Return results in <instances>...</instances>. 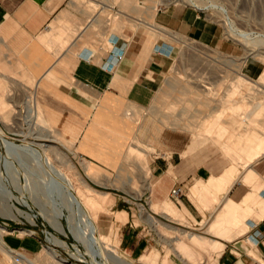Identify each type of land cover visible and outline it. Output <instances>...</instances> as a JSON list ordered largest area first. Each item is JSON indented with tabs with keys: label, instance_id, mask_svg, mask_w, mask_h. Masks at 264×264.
<instances>
[{
	"label": "crops",
	"instance_id": "1",
	"mask_svg": "<svg viewBox=\"0 0 264 264\" xmlns=\"http://www.w3.org/2000/svg\"><path fill=\"white\" fill-rule=\"evenodd\" d=\"M85 13L74 0H0V98L29 103L32 97L58 133L72 141L89 174L88 164L95 173L102 164L119 163L122 139L148 125L147 117L138 121L136 115L161 99L171 63L164 41L177 40L175 32L195 31L209 42L215 27L178 3L161 9L149 36L140 24L135 36L114 34L108 26L98 31L96 14ZM157 28L165 29V37ZM216 29L219 39V24ZM122 48L114 64L112 50ZM255 144L259 153L245 167L240 164L233 179L225 153L150 151L139 196L144 206L118 208L126 212L119 223L122 251L139 258L151 244L150 216L172 220L171 203L186 209L189 226L221 243L215 264H264V138L257 136ZM176 186L180 196L173 197ZM13 243L29 250L38 246L22 239Z\"/></svg>",
	"mask_w": 264,
	"mask_h": 264
},
{
	"label": "rangeland",
	"instance_id": "2",
	"mask_svg": "<svg viewBox=\"0 0 264 264\" xmlns=\"http://www.w3.org/2000/svg\"><path fill=\"white\" fill-rule=\"evenodd\" d=\"M74 1L84 13H87L86 15L96 14L97 21L93 27L98 31L108 26L114 34L135 36L138 34L141 18L151 20L155 24L161 9L174 3L191 7L194 14L209 20L215 28L212 29L209 42L202 41L200 33L198 35L195 31L191 34L175 32L177 40L170 42L167 41L168 38L166 42L164 41L166 53L171 54V63L164 73L161 99L159 103L149 107L146 113L142 111L137 113V120L141 121L145 116L148 125L146 128L142 125L140 132L139 129H135L134 133L122 139L119 163L101 165L102 171L107 169V172L97 171L92 175L87 174L84 168L87 163L83 161V156L76 153L72 141L62 137L41 111L38 113V118H32L27 103H8L4 98H0L1 128L15 138V141L25 139L47 144L57 165L66 166L69 160L87 184L100 191H108L99 194L104 202L98 210V218L110 241L127 260L134 264H215L221 243L203 235L201 230L189 226L185 216L186 209H180L171 203H169L171 213L169 212L168 216H171L172 220L156 218L172 226L175 231L170 235H164L151 225L149 229L151 244L148 248L139 258L127 256L119 244L118 223L122 219L116 218V210L125 204L134 210L144 206L143 200L139 198L143 191L144 174V170H140V165L148 174L150 151L199 148L225 153L231 159L232 165L229 171L232 179L235 171L239 170L240 164L245 167L244 164L254 154L259 153L255 144L256 137L264 138V77L262 75L264 0H132L139 6L137 11L128 8L130 6H127L126 2L129 0ZM149 3L155 5V13L151 19L146 17L143 7L141 8ZM221 6L226 8V15L229 16L226 19L234 21L243 31L251 30L256 33L240 36L233 34L235 38H225L219 29L218 39V33L213 30H217L221 18L225 19ZM141 29L145 31L146 36L153 34V28L145 26ZM164 30L159 31H163L165 37L167 32ZM2 83L8 87L7 81L3 82L2 79ZM8 93L10 96L13 95L12 90ZM14 95L17 96L16 93ZM257 101L261 105L256 109ZM219 112L221 117L217 119L216 115ZM247 113H250V116H247ZM212 121L211 125H213L210 128ZM54 147L58 149V154L54 152ZM22 151L24 150L17 152L21 153L20 155L17 153H14L13 157L11 155L7 165L3 164V159H0V183L3 184L2 188H10L13 192L23 189L24 192L34 193L33 197L35 195L34 199H37H35L36 203L30 199V206L14 201L18 209L8 204L11 200L7 197L0 199V226L5 228L4 240L11 247L25 252L36 264H92L89 255L78 256L72 253L75 251L74 244L78 241L68 230L66 233L57 231L53 223L39 213L40 210H49L48 212L52 213L51 205L53 208L54 202L51 201L54 195L46 191V182L42 179V175L46 174L47 179L49 175L43 167L39 169L40 166L37 165L39 162L34 161L35 159L29 156V152L26 151L23 156ZM14 155L18 158L20 156V163L26 162L27 165L25 166V163L19 165ZM24 183L29 185V187L26 185L27 189ZM47 196L49 199H46ZM124 198H128L127 202L123 200ZM20 209L23 213H20ZM61 220L66 226V215H63ZM46 229L56 235L58 239L56 242L45 238ZM192 233L203 235L208 239V245L205 248L183 247L179 237H190ZM16 239L33 241L38 246L34 250H29L24 246L14 245ZM78 245L84 247L81 242ZM176 247L178 250H175ZM1 259L5 264H28L22 260L19 253H11L2 248H0V264H2Z\"/></svg>",
	"mask_w": 264,
	"mask_h": 264
},
{
	"label": "bare ground",
	"instance_id": "3",
	"mask_svg": "<svg viewBox=\"0 0 264 264\" xmlns=\"http://www.w3.org/2000/svg\"><path fill=\"white\" fill-rule=\"evenodd\" d=\"M126 5L130 6L128 8L129 9L132 8L133 11L139 10V6L135 2H133L132 0H129V2L127 1ZM142 7H143V11L145 12V13L144 12L143 13L146 14V17H148V18L150 17V19H151V17L155 13V5L153 3H149V4H145V5L141 6V8ZM147 23H149V25H147ZM145 26H147L148 28H154V24L151 22V20L141 18L140 27L142 28ZM158 30H162V29L158 28ZM262 75L264 77V70H263ZM259 105H261V103L259 101H257V103H255L256 109L259 107ZM27 106H28V110H29L32 118L33 117L38 118L39 111H41V113H42L41 108L39 110L40 106L38 105V103L33 102L32 97H30V101H29V103H27ZM227 107H225V108H227ZM250 113H247V116H250ZM220 116H221V114L219 112L216 115V118L218 119ZM29 117H30V115H29ZM1 119L3 121H5V119H3V118H1ZM214 120H215V118H214ZM211 123H213V121L210 122V125H211ZM212 125L210 126V128L212 127ZM207 128H209V127H207ZM53 149H54V152L56 154H58V149L55 147ZM20 150H24V151H22L23 156H24L26 151L29 152L30 153V154L28 153L29 156H32V159L33 160L35 159L34 161H37L40 163V164L37 163V165L40 166L39 169H41V167H43L45 169L46 173L49 175L48 179H47L46 174H45V176L42 175V179L44 180V182H46L45 183L46 184L45 186H47L46 191H48V193H52L54 195V196H52L54 201L53 200L51 201L52 203L54 202L53 208H52V205L50 203L52 213L51 212L49 213L48 212L49 210L48 211L40 210L39 213L42 215V217L51 221L53 223V226L56 228L57 231H59L61 233H66L68 230L74 236V238L78 242H76L74 244L75 251H73L72 253L75 255H78V256L79 255L85 256V254L89 255V261L92 264H134L133 262L124 258L118 252L119 249L117 250V248L110 241L109 235H107L104 232L103 226H102L101 222L99 221L98 210L101 209L102 204L104 202V201H102L101 196L99 197V194L100 193H107L108 191H106V190L100 191V190L92 187L91 185L87 184L83 180V177L79 175V173L75 169L73 163L70 162L69 160L67 161L66 166L57 165L55 160H53V158H52V154L49 151V146L47 144L43 145L40 142L27 141L25 139H22L20 141H15V138L9 136L0 126V159H3L2 160L3 164L7 165V162L10 161V159H11V158L9 159V157L11 155L13 157V154L14 153L16 154L18 151L20 152ZM17 154L20 155L21 153H17ZM15 157L18 159L17 160L15 158L17 160V162L19 160H21L20 156H19V158L17 155ZM21 163H25V166L27 165L26 162H21ZM21 163L19 161V165H21ZM41 164H42V166H41ZM37 165H35V166H37ZM91 167L92 166L90 164H88L87 172L92 175L93 170L91 169ZM140 167H139L140 170L145 171V169L143 168L142 165H140ZM28 168H30V167H28ZM43 168H42V171L44 170ZM24 170H25V168H24ZM26 170H25V172L28 173V171H26ZM42 171H41V173H42ZM29 173H30V171H29ZM41 173H40V175H41ZM42 174H44V171ZM39 177H41V176H39ZM27 180H28V177H27ZM1 183H0V199H4L5 197H7V199L11 200L8 204L12 205V206H16L17 209H18V206L16 205V203L14 201H19L26 206H30V199L34 200L33 203L35 202V199H37V198L34 199V197H35V195L33 197L34 193L31 194V192H24V191H22L23 189L21 191L13 192L10 188L6 189V187H4V186H3L4 188H2L3 184H1ZM24 185H25V189H27L29 187V185L26 183H24ZM26 185L28 187H26ZM23 187L24 186H22V188ZM138 193H139V191H138ZM46 199H49L48 196L46 197ZM46 202L49 203L48 201H46ZM19 211H20V213H23V211L21 209ZM116 212H117L116 218H120L122 220H124L126 218L125 210H116ZM33 214H34V212H33ZM63 215H66V226L63 224V222L61 220V217ZM150 217L152 219L153 226L156 229H158L161 234L170 235V233L172 231H175L172 226L168 225L167 223L162 222L161 220H159L155 216H150ZM28 230H30V229H28ZM4 231H5V228L3 226H0V248L6 250L8 252H11V253H14V252L19 253L20 256L22 257V260L25 263L36 264V263H33L32 259L25 252H22L21 250H17L15 248L11 247L4 240V237H3ZM25 231H27V230H25ZM46 235H47V239L52 241V242H56L58 240L56 235L53 234L48 229H46ZM179 238H181L180 240H182L183 247H185V248H187L188 246L189 247H199V248L203 247V248H205V246L208 245V239H206L203 235L198 234V233H192V235L190 237L180 236ZM79 242H81L82 246H84V247L79 246L78 245ZM175 250H178L177 247L175 248ZM181 254H182V256H185L183 253H181ZM1 263L5 264V262H3L2 259H1ZM68 264H73V263H68Z\"/></svg>",
	"mask_w": 264,
	"mask_h": 264
},
{
	"label": "built area",
	"instance_id": "4",
	"mask_svg": "<svg viewBox=\"0 0 264 264\" xmlns=\"http://www.w3.org/2000/svg\"><path fill=\"white\" fill-rule=\"evenodd\" d=\"M221 12H223L225 19L221 18V20L218 21V24L220 26L221 34L223 37L235 38L233 34L240 36V35H245V34L256 33L255 31H251V30L250 31H243V30H241V28L238 25H236V23L234 21L226 19V18H229V16L226 15V8L224 6H221ZM112 43L114 44L115 42L113 41ZM119 47H121V46H119ZM120 50L119 49L112 50L111 55H112V57H114V59H113L114 64L117 63L123 55V48ZM180 192H181V186H176L172 191L173 197L180 196Z\"/></svg>",
	"mask_w": 264,
	"mask_h": 264
},
{
	"label": "water",
	"instance_id": "5",
	"mask_svg": "<svg viewBox=\"0 0 264 264\" xmlns=\"http://www.w3.org/2000/svg\"><path fill=\"white\" fill-rule=\"evenodd\" d=\"M41 222H42V224L44 225L43 221H41ZM45 238L47 239V235H46V233H45Z\"/></svg>",
	"mask_w": 264,
	"mask_h": 264
}]
</instances>
